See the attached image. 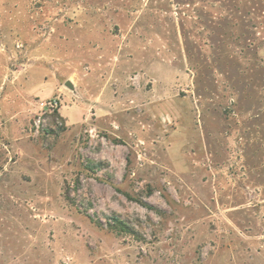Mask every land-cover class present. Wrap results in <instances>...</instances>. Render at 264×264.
<instances>
[{
	"label": "rangeland",
	"instance_id": "obj_1",
	"mask_svg": "<svg viewBox=\"0 0 264 264\" xmlns=\"http://www.w3.org/2000/svg\"><path fill=\"white\" fill-rule=\"evenodd\" d=\"M0 264H264V0H0Z\"/></svg>",
	"mask_w": 264,
	"mask_h": 264
},
{
	"label": "built area",
	"instance_id": "obj_2",
	"mask_svg": "<svg viewBox=\"0 0 264 264\" xmlns=\"http://www.w3.org/2000/svg\"><path fill=\"white\" fill-rule=\"evenodd\" d=\"M47 105L50 107V109H55L58 107V103L57 101H54V102H49L47 103ZM40 122V121H39Z\"/></svg>",
	"mask_w": 264,
	"mask_h": 264
},
{
	"label": "trees",
	"instance_id": "obj_3",
	"mask_svg": "<svg viewBox=\"0 0 264 264\" xmlns=\"http://www.w3.org/2000/svg\"><path fill=\"white\" fill-rule=\"evenodd\" d=\"M120 227H122L123 229H126V228H124L123 226H124V224H122V223H120V225H119Z\"/></svg>",
	"mask_w": 264,
	"mask_h": 264
},
{
	"label": "water",
	"instance_id": "obj_4",
	"mask_svg": "<svg viewBox=\"0 0 264 264\" xmlns=\"http://www.w3.org/2000/svg\"><path fill=\"white\" fill-rule=\"evenodd\" d=\"M68 86H72V85L70 84V82H68Z\"/></svg>",
	"mask_w": 264,
	"mask_h": 264
}]
</instances>
